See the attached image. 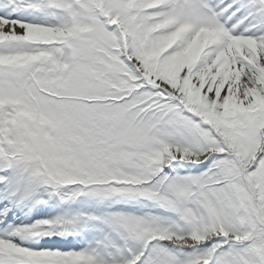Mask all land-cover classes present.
<instances>
[{"label":"snow or ice","instance_id":"obj_1","mask_svg":"<svg viewBox=\"0 0 264 264\" xmlns=\"http://www.w3.org/2000/svg\"><path fill=\"white\" fill-rule=\"evenodd\" d=\"M0 264H264V0H0Z\"/></svg>","mask_w":264,"mask_h":264}]
</instances>
